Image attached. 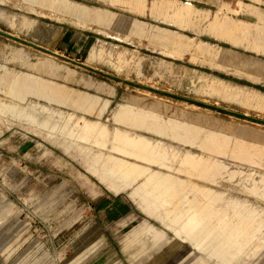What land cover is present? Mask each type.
Here are the masks:
<instances>
[{
	"label": "rangeland",
	"instance_id": "obj_1",
	"mask_svg": "<svg viewBox=\"0 0 264 264\" xmlns=\"http://www.w3.org/2000/svg\"><path fill=\"white\" fill-rule=\"evenodd\" d=\"M63 1L84 15L73 16L59 0H0V28L117 76L264 118V0ZM68 37L73 46L64 51ZM18 73L60 86L63 97L12 94ZM85 120L105 124L103 142L83 132ZM118 127L178 154L195 152L200 163L190 173L176 169L177 159L168 168L126 156L113 146ZM239 141L245 147L235 151ZM259 151L264 124L106 77L0 34V264H264V223L220 262L206 251L216 230L196 246L164 222L173 202L145 210L143 191H134L143 176L125 182L113 165L123 158L206 184L221 194L216 205L264 222Z\"/></svg>",
	"mask_w": 264,
	"mask_h": 264
},
{
	"label": "bare ground",
	"instance_id": "obj_2",
	"mask_svg": "<svg viewBox=\"0 0 264 264\" xmlns=\"http://www.w3.org/2000/svg\"><path fill=\"white\" fill-rule=\"evenodd\" d=\"M59 1L67 3L65 5L74 12L73 16L79 18L80 15H84L85 11L81 8L82 6L69 1ZM261 35L264 37V28L262 29ZM110 50L115 56L121 58L122 53L119 50L112 48ZM86 63L88 64L89 62L86 61ZM39 77L31 73H18L14 77L11 86L9 85V90L12 94H17V96H23L24 93L30 91L38 95H44L46 93V95L48 94L52 97H63L60 89H58L60 86L49 85L48 82L42 81ZM84 102L87 105L90 103L88 99ZM139 120H144V117ZM104 125L102 123L85 120L83 122V132L94 137L100 136L99 138H95L103 142V139L105 140L108 134V130ZM210 136L213 137L214 135ZM112 140L114 141L113 146L117 151L126 154V156L128 155L135 159L138 158L141 161H154L170 168L172 164L168 162V159H177L179 166L176 169L179 170L182 166H186L190 170V173L191 171L194 172V168L200 163L201 156L195 155V152L194 154L190 152L178 154L175 149L163 146L158 142H151L143 135H134L131 132L119 129V127L112 131ZM212 143H214L215 147L220 146V143L217 141H212ZM241 147H245L242 142L235 143V151H240ZM259 154L264 155V152L259 151ZM140 164L135 161L117 158L113 165L121 173L122 180L124 179L125 182H131L137 177L143 176L142 182L134 191H143L141 200L144 202L145 210L152 211V204L159 205L164 202H173L172 212L168 213L166 211L167 214L163 215L164 222L169 226H174L176 230L184 231L188 239L196 246L200 244V239H203L210 231L216 230V239L206 251L208 255L220 262H229L233 255L238 254L246 238L255 234V231L264 223L263 221H256L254 216L243 214L235 209L223 208L226 206L220 207L221 205H216L215 201L221 194L215 192L210 187H206V184L205 186L198 183H185L183 179L176 175L160 170H153ZM202 170L203 168L200 169V173ZM185 184L186 186L191 185L195 191H199L202 194V198L189 197ZM148 195H151V198L147 197Z\"/></svg>",
	"mask_w": 264,
	"mask_h": 264
},
{
	"label": "water",
	"instance_id": "obj_3",
	"mask_svg": "<svg viewBox=\"0 0 264 264\" xmlns=\"http://www.w3.org/2000/svg\"><path fill=\"white\" fill-rule=\"evenodd\" d=\"M0 34L8 37V38H11L15 41H18L22 44H25V45H28V46H31L33 48H36L38 50H41L43 52H46L50 55H54L55 57H58V58H61L63 60H66L68 62H71L73 64H76V65H79V66H82L88 70H91V71H94L96 73H99L101 75H104L106 77H109V78H112V79H115V80H118V81H121V82H124V83H128V84H131V85H134V86H137V87H140V88H143V89H147V90H150V91H153V92H156V93H160V94H163V95H166V96H170V97H174V98H177V99H181V100H184V101H187V102H192V103H195L197 105H200V106H204V107H207V108H210V109H214V110H217V111H221V112H224V113H228V114H231V115H235V116H238V117H241V118H245V119H248V120H251V121H255V122H258V123H261V124H264V118H260V117H257V116H253V115H250V114H247V113H244V112H239V111H236V110H233V109H229V108H226V107H222V106H219V105H216V104H212V103H209V102H206V101H202V100H199V99H195V98H192V97H188V96H185V95H181V94H178V93H174V92H171V91H168V90H165V89H161V88H157V87H154V86H151V85H147V84H144V83H140V82H137V81H133V80H129L127 78H123V77H120V76H117L115 74H112V73H109L107 71H104L100 68H97V67H94L92 65H89L83 61H79L77 59H74L72 57H69L63 53H60L58 51H55V50H52L42 44H39V43H36V42H33L31 40H28L24 37H21L19 35H16L14 33H11L9 31H6V30H3L0 28Z\"/></svg>",
	"mask_w": 264,
	"mask_h": 264
},
{
	"label": "crops",
	"instance_id": "obj_4",
	"mask_svg": "<svg viewBox=\"0 0 264 264\" xmlns=\"http://www.w3.org/2000/svg\"><path fill=\"white\" fill-rule=\"evenodd\" d=\"M64 34V33H63ZM62 37V36H61ZM74 41L73 37H68V39L65 41L64 46H59L60 49H63L64 51H67L66 49L71 48L73 46L72 42ZM58 42H64V40L58 41ZM84 43H87L86 40L79 43V47H76L75 50L79 51L80 47L84 45ZM58 45V44H57Z\"/></svg>",
	"mask_w": 264,
	"mask_h": 264
}]
</instances>
